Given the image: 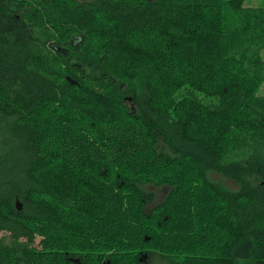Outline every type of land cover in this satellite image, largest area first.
<instances>
[{
	"label": "trees",
	"instance_id": "16d2710c",
	"mask_svg": "<svg viewBox=\"0 0 264 264\" xmlns=\"http://www.w3.org/2000/svg\"><path fill=\"white\" fill-rule=\"evenodd\" d=\"M245 3L0 0V264H264Z\"/></svg>",
	"mask_w": 264,
	"mask_h": 264
},
{
	"label": "rangeland",
	"instance_id": "374dc122",
	"mask_svg": "<svg viewBox=\"0 0 264 264\" xmlns=\"http://www.w3.org/2000/svg\"><path fill=\"white\" fill-rule=\"evenodd\" d=\"M246 6H257V5H261L264 7V0H246L245 3ZM263 57H264V51L262 53ZM261 94H264V86H262L261 90H260Z\"/></svg>",
	"mask_w": 264,
	"mask_h": 264
},
{
	"label": "water",
	"instance_id": "95a60500",
	"mask_svg": "<svg viewBox=\"0 0 264 264\" xmlns=\"http://www.w3.org/2000/svg\"><path fill=\"white\" fill-rule=\"evenodd\" d=\"M16 208H17L18 210L21 209V204H20L18 201H16Z\"/></svg>",
	"mask_w": 264,
	"mask_h": 264
}]
</instances>
